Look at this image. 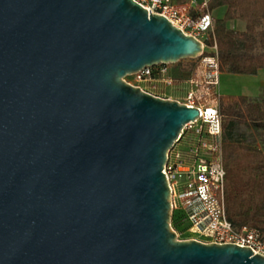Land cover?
I'll return each mask as SVG.
<instances>
[{
    "label": "water",
    "instance_id": "95a60500",
    "mask_svg": "<svg viewBox=\"0 0 264 264\" xmlns=\"http://www.w3.org/2000/svg\"><path fill=\"white\" fill-rule=\"evenodd\" d=\"M201 53L134 0H0V264H264L177 239L162 169L199 111L124 81Z\"/></svg>",
    "mask_w": 264,
    "mask_h": 264
},
{
    "label": "built area",
    "instance_id": "2783aa9c",
    "mask_svg": "<svg viewBox=\"0 0 264 264\" xmlns=\"http://www.w3.org/2000/svg\"><path fill=\"white\" fill-rule=\"evenodd\" d=\"M148 14L164 16L184 34L201 42L198 68L185 79L174 78L168 64L147 66L127 75L124 81L143 92L164 100L195 107L199 116L187 122L166 154L162 173L170 190L171 226L178 240L194 239L203 243H234L248 246L264 256V234L257 228L234 227L226 215L224 194L222 116L217 93L219 62L217 45L208 43L213 35V18L208 0H134ZM150 10V13H149ZM191 10H197L193 16ZM198 10H205L200 14ZM210 52L204 55V51ZM171 88L172 92H168Z\"/></svg>",
    "mask_w": 264,
    "mask_h": 264
},
{
    "label": "trees",
    "instance_id": "16d2710c",
    "mask_svg": "<svg viewBox=\"0 0 264 264\" xmlns=\"http://www.w3.org/2000/svg\"><path fill=\"white\" fill-rule=\"evenodd\" d=\"M184 3L189 0H175ZM213 18V39L221 72L255 75L264 68V0H208ZM224 8L222 16L213 11ZM204 14L205 10H198ZM195 16L197 10H191ZM234 19L244 21V29L228 26ZM210 52L204 51L203 54ZM198 59H181L171 65L174 78L185 79L198 68ZM222 116L224 194L226 215L240 228L249 225L264 234V150L258 143L264 134V97L251 99L246 95H222L219 99ZM173 212L170 225L176 226Z\"/></svg>",
    "mask_w": 264,
    "mask_h": 264
},
{
    "label": "rangeland",
    "instance_id": "374dc122",
    "mask_svg": "<svg viewBox=\"0 0 264 264\" xmlns=\"http://www.w3.org/2000/svg\"><path fill=\"white\" fill-rule=\"evenodd\" d=\"M216 16H219L220 13L217 11ZM244 23L242 20L229 21L228 26L237 29V27ZM200 61V56H197L192 59H198ZM191 58H186L185 60H190ZM173 63H168V67L171 69ZM260 77L252 75H237L230 74L226 72H221L219 74V80L217 85V93L222 95H248L251 99H260L264 97V88H261ZM168 92H172V89L169 88ZM260 143L258 145L264 150V134H261L259 138Z\"/></svg>",
    "mask_w": 264,
    "mask_h": 264
},
{
    "label": "crops",
    "instance_id": "0c3cea01",
    "mask_svg": "<svg viewBox=\"0 0 264 264\" xmlns=\"http://www.w3.org/2000/svg\"><path fill=\"white\" fill-rule=\"evenodd\" d=\"M198 1H200V0H198ZM224 10H225L224 8H219V9L213 11V14L215 15V13L218 11V12L220 13V15L217 16V17H220V16L223 15ZM215 16H216V15H215ZM234 20H239V19H234ZM234 20H231V21H234ZM243 22H244V21H243ZM241 23H242V22H241ZM244 26H245V23H242V24H240V25L237 27V29L242 30V29H244ZM258 75H261V77H260V80H261L260 85H261V88H264V68L260 69V70L257 72V74L252 75V76H258ZM246 96H248V95H246Z\"/></svg>",
    "mask_w": 264,
    "mask_h": 264
}]
</instances>
